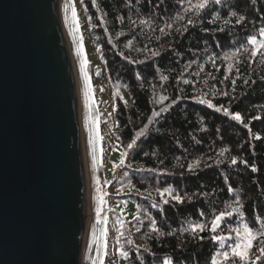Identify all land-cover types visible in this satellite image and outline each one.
<instances>
[{
  "label": "trees",
  "instance_id": "obj_1",
  "mask_svg": "<svg viewBox=\"0 0 264 264\" xmlns=\"http://www.w3.org/2000/svg\"><path fill=\"white\" fill-rule=\"evenodd\" d=\"M82 2L129 162L118 182L137 207L118 235L127 264H211L241 242L244 224L264 232V56L248 39L264 40V0H210L203 9L193 7L199 0ZM221 212L232 214L213 231Z\"/></svg>",
  "mask_w": 264,
  "mask_h": 264
},
{
  "label": "water",
  "instance_id": "obj_2",
  "mask_svg": "<svg viewBox=\"0 0 264 264\" xmlns=\"http://www.w3.org/2000/svg\"><path fill=\"white\" fill-rule=\"evenodd\" d=\"M75 74L60 0H0V264H82Z\"/></svg>",
  "mask_w": 264,
  "mask_h": 264
},
{
  "label": "rangeland",
  "instance_id": "obj_3",
  "mask_svg": "<svg viewBox=\"0 0 264 264\" xmlns=\"http://www.w3.org/2000/svg\"><path fill=\"white\" fill-rule=\"evenodd\" d=\"M60 14L76 73L88 179L90 215L82 264H127L118 235L125 223L136 217L137 207L124 196L127 191L118 182L129 162L116 135L112 86L103 72L82 0H60Z\"/></svg>",
  "mask_w": 264,
  "mask_h": 264
},
{
  "label": "snow or ice",
  "instance_id": "obj_4",
  "mask_svg": "<svg viewBox=\"0 0 264 264\" xmlns=\"http://www.w3.org/2000/svg\"><path fill=\"white\" fill-rule=\"evenodd\" d=\"M214 2L216 4H220L221 0H214ZM210 3V0H199V2L197 4H195L193 7H195L196 9H203L205 8L208 4ZM67 7V6H66ZM233 15H235V13H233ZM73 17H76V13L75 10H73ZM189 23H192V21H189ZM260 36L264 37V28H261L259 30ZM249 41L251 42L252 45H254V51H253V55H261L264 56V40L258 39L256 36H250L248 37ZM79 51V49H78ZM154 55H158V53H153ZM247 83V82H246ZM227 93H225L226 95ZM161 99H165V97H161ZM204 103H211L210 101L205 100ZM213 107H215V105H213ZM224 111H228L227 109H223ZM163 111V110H162ZM154 116H158L159 113L158 112H154L153 113ZM234 118L236 120H240L242 121V117L240 113H235L234 114ZM256 117H254L255 119ZM143 132V129L141 130V133ZM134 143V142H133ZM129 148L132 147V144L128 145ZM93 159H95V157H93ZM233 164L236 163V160L234 159L232 161ZM255 170V169H253ZM170 189L166 188L163 190V192L160 193L161 196L164 195V193H169L170 194ZM174 200L179 201V202H183L182 197H180L179 195L173 197ZM167 202V201H165ZM233 211H236V209H234ZM232 213L231 212H221L219 215L215 216V218L212 220V230L215 231L216 228L218 227V222L221 221V219L223 217L230 216ZM205 225L203 224H193L191 226V230L195 233L197 230L199 231H203L204 230ZM244 228V234L241 237V233L239 230L236 231V235L237 237L241 240L240 243H237L235 245H229V249L230 251H224L223 253H220L219 251L212 257L211 260V264H220V262L217 260L218 256H223L225 260H229L231 259L233 261V264H235V259L239 258V260L242 262V264H257V261H260L262 257H264V246L258 247L257 251L259 253V255H256L255 258L253 259L252 257L249 256V252L252 250L253 248V240L256 239L257 236H264V232H259L256 233V235H253V230L247 225L244 224L243 226ZM214 240L217 241H224L226 239V237L224 235H216L212 237ZM201 239H203V237H201ZM261 245H264V239H262L260 241ZM95 264V262H94ZM165 264H170V261H165Z\"/></svg>",
  "mask_w": 264,
  "mask_h": 264
},
{
  "label": "bare ground",
  "instance_id": "obj_5",
  "mask_svg": "<svg viewBox=\"0 0 264 264\" xmlns=\"http://www.w3.org/2000/svg\"><path fill=\"white\" fill-rule=\"evenodd\" d=\"M76 78V75H75ZM76 90H77V95H78V89H77V81H76ZM77 102H78V96H77ZM78 108H79V104H78ZM79 118H80V112H79ZM79 129H80V135H81V141H82V134H81V128H80V120H79ZM82 151H83V146H82ZM83 159H84V153H83ZM85 162V160H84ZM90 215L89 210L86 207V211H85V228L87 226V218Z\"/></svg>",
  "mask_w": 264,
  "mask_h": 264
}]
</instances>
